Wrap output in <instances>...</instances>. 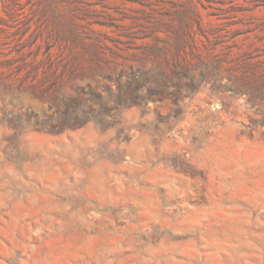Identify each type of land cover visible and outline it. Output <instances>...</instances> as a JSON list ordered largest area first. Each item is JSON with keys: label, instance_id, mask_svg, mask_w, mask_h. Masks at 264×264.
<instances>
[{"label": "rangeland", "instance_id": "374dc122", "mask_svg": "<svg viewBox=\"0 0 264 264\" xmlns=\"http://www.w3.org/2000/svg\"><path fill=\"white\" fill-rule=\"evenodd\" d=\"M0 264H264V0H0Z\"/></svg>", "mask_w": 264, "mask_h": 264}]
</instances>
